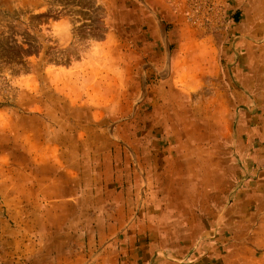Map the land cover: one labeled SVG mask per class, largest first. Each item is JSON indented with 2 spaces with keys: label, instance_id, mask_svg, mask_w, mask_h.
<instances>
[{
  "label": "rangeland",
  "instance_id": "rangeland-1",
  "mask_svg": "<svg viewBox=\"0 0 264 264\" xmlns=\"http://www.w3.org/2000/svg\"><path fill=\"white\" fill-rule=\"evenodd\" d=\"M238 3L0 0V264L16 252L25 264H48L52 256L90 264L118 253L120 264H150V239L131 243L129 220L150 223L168 207L165 195L180 209L169 221H183L184 230L193 206L229 204L241 179L227 166L258 163L248 179L264 190V23L244 24ZM241 75L252 77L249 89ZM21 125H39L46 139L62 141L67 162L84 152L91 166L120 163L102 169L113 175L103 194L96 184L83 188L72 232L57 231L52 249L44 232H8L17 201L4 193L15 194L17 161L30 158L16 147ZM78 135L85 139L76 143ZM108 235L118 243H107ZM210 240L224 244L200 239L206 258Z\"/></svg>",
  "mask_w": 264,
  "mask_h": 264
},
{
  "label": "crops",
  "instance_id": "crops-1",
  "mask_svg": "<svg viewBox=\"0 0 264 264\" xmlns=\"http://www.w3.org/2000/svg\"><path fill=\"white\" fill-rule=\"evenodd\" d=\"M235 14L238 17L241 16L243 23L247 25L264 23V0H240V3L235 7ZM253 30L251 28L248 31H252L253 34ZM244 52L250 58L253 54L252 47L246 45ZM242 76L246 78L242 83L245 88L249 89L252 77L249 75ZM240 80H243V77ZM244 96L246 100L245 98L243 100L247 102L250 98L247 95ZM33 116L40 118V115L36 113ZM44 132L45 130L41 129L39 125L38 127L27 128L24 125L18 126L16 147L18 151L30 154V158L26 162L17 161V163L22 164L17 167V173H19L16 177L17 190L15 194H4L5 198H9L8 200L16 198L17 201L16 213L11 209L12 215L15 216L16 214L17 224L8 232L11 230L21 233L44 232L42 236L50 241L49 248L52 249V245L56 246V243L51 242L57 231L63 230L64 234L68 231L72 232L73 226L70 219L79 210L80 205L83 206L82 202L80 204L83 188L87 184H96L98 185L97 190L103 194L106 188L105 184L113 182V175L110 176L109 173L107 176L104 175L105 171L102 169L108 171L107 169L112 168L113 164L117 168L120 163H115L113 159H110V161H100L91 166L86 161L84 152L76 153L73 157L74 160L67 162L63 142L54 137L46 139L47 134ZM75 139L78 143L79 139L82 141L85 138L78 135ZM70 140H73L72 136H70ZM53 150L57 152L55 157L48 154L49 151ZM39 152H41L40 155ZM25 163L28 164L25 165ZM42 167L48 169V172L42 171ZM88 167L89 169H87ZM93 167H96L94 173L92 172ZM257 167L258 163H236V165L227 166L228 171L229 168L231 170L234 168V179L237 174L241 179L240 187L230 192L229 204H222L223 208H220L222 202L216 199V203L208 208H205L207 206H193L192 218L188 220L189 223L184 230L183 221L173 219L169 221L171 215L180 214V209L172 208V205L175 204L171 195H165L163 200H168V207L162 210L158 216L148 217L151 220L150 223L145 220L141 222L140 218L138 222L134 218H132L134 220H129V226L136 229L134 231L136 233L131 235L132 237L130 236V242L137 243V240L144 242L143 237L150 239L145 246L150 255L146 260L152 259L150 264L155 261H157L156 264H181L188 260L192 261V264H256L253 261L258 256L264 259V190L259 188L258 184L261 182L258 179L252 182L248 178L250 172ZM230 172L226 171L228 176ZM89 175L92 177L91 179ZM116 179L119 180L118 175ZM181 190L183 191V189ZM181 198L184 200L183 196ZM116 201H114L115 205H117ZM189 207L191 206L189 205ZM119 227L114 224V227L111 226L109 229L116 233L120 229ZM178 231H184L187 234L185 237L180 236L176 234ZM8 232H4L5 243L9 240ZM115 235L112 237L108 235L105 238V240L110 238L107 243H118L114 240ZM203 238H215L216 242L224 244L213 245L215 240L212 243L210 240L208 242L210 249L206 250L209 256L206 258L202 256L205 254L202 253L200 244L198 245L199 240ZM16 239L21 241L18 236L14 240L16 241ZM118 245L122 246V242ZM46 253L51 254V251ZM61 260L60 256H52L49 258L48 264L83 262L74 261L70 258ZM122 260L124 258L118 253L110 258L101 256L96 261L92 260L90 264H120ZM174 260L179 261V263ZM25 263L24 255L18 252L4 255V264Z\"/></svg>",
  "mask_w": 264,
  "mask_h": 264
}]
</instances>
